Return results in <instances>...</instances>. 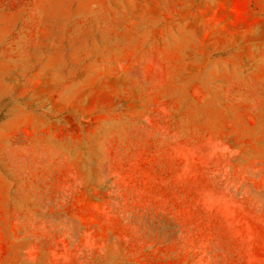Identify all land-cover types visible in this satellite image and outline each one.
Here are the masks:
<instances>
[{"label":"rangeland","instance_id":"1","mask_svg":"<svg viewBox=\"0 0 264 264\" xmlns=\"http://www.w3.org/2000/svg\"><path fill=\"white\" fill-rule=\"evenodd\" d=\"M0 264H264V0H0Z\"/></svg>","mask_w":264,"mask_h":264}]
</instances>
